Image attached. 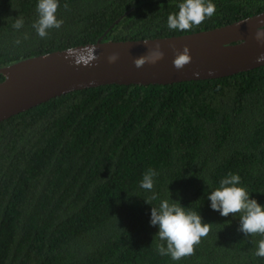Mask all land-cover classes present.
Returning <instances> with one entry per match:
<instances>
[{"label": "trees", "instance_id": "obj_1", "mask_svg": "<svg viewBox=\"0 0 264 264\" xmlns=\"http://www.w3.org/2000/svg\"><path fill=\"white\" fill-rule=\"evenodd\" d=\"M182 2L59 0L64 23L42 39L33 28L38 0H0V67L102 37L181 36L264 12V0H212L211 18L170 30L167 18ZM149 168L158 173L151 192L140 187ZM228 173L264 206V66L54 98L0 123V264H264L254 255L264 237H246L239 216L211 208L208 195ZM164 199L212 224L195 254L179 261L157 252L151 209Z\"/></svg>", "mask_w": 264, "mask_h": 264}, {"label": "water", "instance_id": "obj_2", "mask_svg": "<svg viewBox=\"0 0 264 264\" xmlns=\"http://www.w3.org/2000/svg\"><path fill=\"white\" fill-rule=\"evenodd\" d=\"M264 12L219 28L197 33L133 41L89 43L68 50L32 57L0 67V123L54 98L106 85H170L233 76L264 66ZM145 41L147 44H145ZM164 53L156 63L137 68L134 60L149 50ZM190 49L191 63L177 70L173 61L177 51ZM95 48L98 59L90 65H77L76 57ZM117 55L114 63L109 57ZM67 57V58H66Z\"/></svg>", "mask_w": 264, "mask_h": 264}, {"label": "clouds", "instance_id": "obj_3", "mask_svg": "<svg viewBox=\"0 0 264 264\" xmlns=\"http://www.w3.org/2000/svg\"><path fill=\"white\" fill-rule=\"evenodd\" d=\"M59 7V0H38V19L33 24V28L40 38H48L50 30L59 29L63 25L64 21L58 19L56 15ZM65 7H67V4H65ZM178 7L177 13L168 16L167 27L170 30L181 32L191 31L194 26H199L205 19L215 15L216 12V5L212 0H183ZM23 25L24 19L19 16L15 20L13 27L19 30ZM262 38H264V32L259 31L257 39ZM16 43L19 44L20 41L17 40ZM145 44H147L146 41ZM68 54L72 56L74 54L73 50L69 49ZM163 56L164 53L159 50V45H157L155 50H149L148 55L135 59L134 64L137 68H140L146 62L156 63V61L163 59ZM96 59L98 57L95 55V48H89L87 55L81 54L76 57L75 63L88 66ZM108 59L110 63H114L118 56L114 54ZM257 59L258 62L264 61V55L259 56ZM191 60L190 49L185 46L182 52L177 51L173 65L177 70H180L191 63ZM157 175L158 173L154 169L149 168L143 174L140 187L145 191H153L154 177ZM240 185V175L228 173L227 176L220 180V186L208 195L211 208L224 217L229 215L239 216L240 226L238 230L244 233L246 237H264V206L258 203L256 199L250 198L251 195L247 189ZM156 198V195H153L149 199L144 200L148 204H153L152 201ZM150 223L159 228L155 236V238L162 241L157 246L158 254L170 256L174 261L194 255L195 246L200 243L202 238L208 236L212 225L204 223L202 216L198 212L186 211V207L173 199H164L158 206L152 207ZM163 242H166V246ZM254 255L264 258V238L257 242Z\"/></svg>", "mask_w": 264, "mask_h": 264}]
</instances>
